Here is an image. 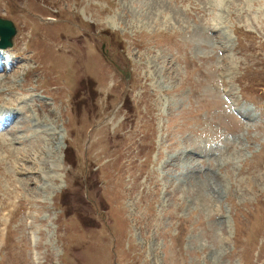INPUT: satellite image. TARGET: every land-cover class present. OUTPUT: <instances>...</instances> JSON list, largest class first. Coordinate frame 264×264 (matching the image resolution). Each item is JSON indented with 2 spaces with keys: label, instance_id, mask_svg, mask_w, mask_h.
Here are the masks:
<instances>
[{
  "label": "rangeland",
  "instance_id": "rangeland-1",
  "mask_svg": "<svg viewBox=\"0 0 264 264\" xmlns=\"http://www.w3.org/2000/svg\"><path fill=\"white\" fill-rule=\"evenodd\" d=\"M0 17V264H264V0Z\"/></svg>",
  "mask_w": 264,
  "mask_h": 264
},
{
  "label": "bare ground",
  "instance_id": "bare-ground-1",
  "mask_svg": "<svg viewBox=\"0 0 264 264\" xmlns=\"http://www.w3.org/2000/svg\"><path fill=\"white\" fill-rule=\"evenodd\" d=\"M115 19V18H114ZM114 19H111L113 22H114ZM26 24V23H25ZM23 27H25L24 26V24H23ZM23 37V36H22ZM23 39V38H22ZM19 43V42H18ZM17 43V44H18ZM16 44V46L15 45H13V47L11 48V49H18L20 46L19 45H17ZM15 47V48H14ZM8 50L9 49H1L0 48V71H1V69L3 68L2 67V64H4L5 62H7V63H9L10 61H11V59H12V57H11V55L9 54V52H8ZM19 54V53H18ZM23 54H25V53H23ZM22 54V55H23ZM17 55V54H16ZM28 56V55H27ZM19 57V56H18ZM30 58V57H29ZM20 59H21V62H23V66L25 67V68H27L26 70H30L31 69V67L30 68H28L29 67V64H27V59H25V57H21L20 56ZM14 60V59H13ZM13 63V62H12ZM26 63V64H25ZM21 64V63H20ZM13 65V64H12ZM21 67V65H19V62H18V60L15 62V64H14V69H16V68H20ZM35 67V66H34ZM13 67H11V68H9V69H11L12 70V72H13V70L14 69H12ZM34 69V68H33ZM4 70V69H3ZM35 70V69H34ZM42 70V69H41ZM10 72V71H9ZM33 73V72H32ZM26 76V75H25ZM24 76V77H25ZM23 87V86H22ZM22 90H25V89H23L22 88ZM9 111V110H8ZM11 111V110H10ZM240 113V112H239ZM13 115V114H12ZM15 115V114H14ZM4 116H6L5 114H4ZM13 117V116H12ZM15 125V124H14ZM16 128V127H15ZM17 140H19L20 141V139H18V138H16ZM8 144V143H7ZM6 144H4L1 140H0V146H5ZM7 146H9V145H7Z\"/></svg>",
  "mask_w": 264,
  "mask_h": 264
},
{
  "label": "water",
  "instance_id": "water-1",
  "mask_svg": "<svg viewBox=\"0 0 264 264\" xmlns=\"http://www.w3.org/2000/svg\"><path fill=\"white\" fill-rule=\"evenodd\" d=\"M15 28L11 21L0 18V46L7 47L12 44Z\"/></svg>",
  "mask_w": 264,
  "mask_h": 264
}]
</instances>
